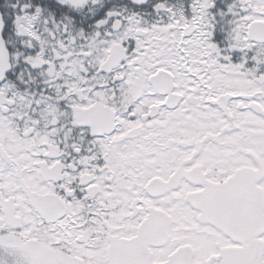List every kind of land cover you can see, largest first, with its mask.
<instances>
[{"label": "snow or ice", "instance_id": "1", "mask_svg": "<svg viewBox=\"0 0 264 264\" xmlns=\"http://www.w3.org/2000/svg\"><path fill=\"white\" fill-rule=\"evenodd\" d=\"M0 264H264V0H0Z\"/></svg>", "mask_w": 264, "mask_h": 264}]
</instances>
